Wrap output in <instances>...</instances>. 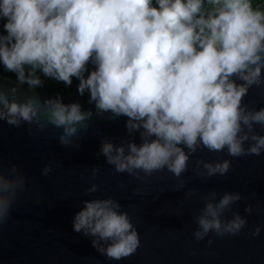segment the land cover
Returning a JSON list of instances; mask_svg holds the SVG:
<instances>
[{"label":"clouds","instance_id":"1","mask_svg":"<svg viewBox=\"0 0 264 264\" xmlns=\"http://www.w3.org/2000/svg\"><path fill=\"white\" fill-rule=\"evenodd\" d=\"M0 69V81L27 85L31 93L18 101L17 87L5 91L0 83V122L62 129V147L78 149L94 115L125 118L132 139L116 144L105 137L97 156L136 181L165 171L181 181L198 151H226L233 159L264 154V135L254 129L264 130V107L245 103L250 90L264 88V0H0ZM46 80L65 88L77 81V95H87L94 111L64 103L59 93L41 100L37 90ZM4 168L0 157V229L25 185L17 165L7 175ZM51 170L46 165L41 175ZM99 171L93 167L92 176ZM230 171V159H197L193 168L201 178ZM97 191L93 184L85 195ZM241 199L227 192L219 200L215 192L205 197L194 239L238 236L246 218L222 217ZM72 229L109 261L130 258L140 247L132 217L113 198L84 200Z\"/></svg>","mask_w":264,"mask_h":264},{"label":"water","instance_id":"2","mask_svg":"<svg viewBox=\"0 0 264 264\" xmlns=\"http://www.w3.org/2000/svg\"><path fill=\"white\" fill-rule=\"evenodd\" d=\"M0 83L5 91L17 87L18 101L31 95L24 85ZM38 93L41 100L55 96ZM62 97L66 104L79 101L82 110L94 111V105L77 97ZM245 103L257 110L264 107V88L250 90ZM88 123L87 132L80 131L77 149L62 147L58 139L62 129L54 126L39 132L34 125L15 128L0 122V157L5 174L15 164L25 179L0 229V264H264V154L233 159L226 151H198L181 177L183 188L177 190L181 181L171 173H155L147 182L136 181L127 174L115 173L103 156H97L105 137L116 144L132 139L127 136L125 118L110 120L107 115H94ZM254 129L264 135L259 125ZM135 140L141 142L138 135ZM197 159L211 163L230 159L231 171L225 176L201 178L193 172ZM46 165L52 170L44 176L41 172ZM93 167L100 169L96 177L91 174ZM93 184L98 191L85 195ZM138 187L142 192L135 194ZM212 192L217 200L226 192L240 193L242 199L222 219H231L232 213L238 212L246 218L247 226L238 236L221 239L210 233L197 242L193 237L195 217ZM105 198L117 200L138 229L140 247L130 258L109 261L92 248L89 238L72 229L73 217L84 200ZM249 205L251 214L244 212ZM256 226H262L261 233L252 238L250 232ZM208 239L213 240L211 245ZM193 250L195 256L191 255Z\"/></svg>","mask_w":264,"mask_h":264},{"label":"trees","instance_id":"3","mask_svg":"<svg viewBox=\"0 0 264 264\" xmlns=\"http://www.w3.org/2000/svg\"><path fill=\"white\" fill-rule=\"evenodd\" d=\"M2 71V69H0ZM40 75V73H37ZM5 77H10L12 80H15V76L10 73H4ZM41 79H43V76L41 75ZM77 81H73V85L71 88H65L63 84H58L53 80H46L45 81V86L43 88L38 89V92H46L49 94L56 95L57 93L61 95H71L72 97H77L80 101L87 102L88 96L85 95L83 98L79 97L76 92V85ZM26 88H28L27 85H24Z\"/></svg>","mask_w":264,"mask_h":264}]
</instances>
